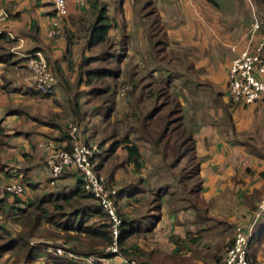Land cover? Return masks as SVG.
<instances>
[{
  "label": "crops",
  "instance_id": "crops-1",
  "mask_svg": "<svg viewBox=\"0 0 264 264\" xmlns=\"http://www.w3.org/2000/svg\"><path fill=\"white\" fill-rule=\"evenodd\" d=\"M0 3L10 13L2 25L15 36L0 39V235L10 231L20 245L17 233L26 228L28 211L46 208L47 217L26 238L42 243L34 245L29 264H67L70 258L55 248L69 246L78 256L104 247L97 235L65 229L77 226L82 212L94 210L90 202L84 210L75 204L74 214L60 208L62 197L81 185L76 170L66 168L50 184L45 160L70 147L68 122L81 127L82 139L104 148L95 170L117 187L123 255L109 264H218L238 225L251 229L253 264H264V210L255 219L264 200V104L232 105L225 92L229 64L247 44L254 14L264 24V0H86L84 6L67 0L63 18L55 15L52 0ZM101 6L106 42L90 31ZM157 21L161 29L154 28V38L165 35L158 43L148 37ZM54 26L63 31L55 38L49 34ZM33 51L42 52L55 75L51 95L32 86L25 56ZM173 53L185 67L181 73L171 65ZM104 61L99 80L110 83L109 90L94 76ZM120 79L133 84V102L123 108L113 91ZM179 81L193 85L184 87L185 96L178 91L174 96L193 134L198 169L196 175L174 178V188L175 182L155 181L152 162L162 156L127 120L134 101L150 96L154 84ZM127 142L138 146L139 168L128 161ZM16 183L24 186L20 195L3 191ZM95 223L84 227L99 229L104 221ZM65 230L74 236L63 238ZM10 255L7 250L0 255V264H12Z\"/></svg>",
  "mask_w": 264,
  "mask_h": 264
},
{
  "label": "built area",
  "instance_id": "built-area-1",
  "mask_svg": "<svg viewBox=\"0 0 264 264\" xmlns=\"http://www.w3.org/2000/svg\"><path fill=\"white\" fill-rule=\"evenodd\" d=\"M78 5H86V0H74ZM55 15L59 18L68 15L67 0H52ZM10 16L7 8L0 3V34L9 38L15 36L5 28L2 23L8 21ZM63 31L59 26L49 30L52 37L61 35ZM258 36L253 42V37ZM26 67L32 78L33 88L42 95H51L56 89V78L44 55L40 51L26 54ZM264 27L255 18L249 31L247 44L232 59L227 70L226 96L232 105L264 104ZM132 85L125 82L118 90L120 97L128 101ZM70 147L68 149L55 150L45 160V165L50 174V184L62 175L66 168L73 167L80 177L83 190L97 204L106 215L109 226L111 242L104 249L108 255L89 254L75 256L66 252L70 257H77L80 264H109L111 257H122L119 250V237L122 220L119 213L116 189L112 188L108 180L95 170L97 163L102 158L101 146L90 143L81 138L80 126L70 122L67 124ZM23 184H9L2 186L4 192L12 195H20L23 192ZM255 219L264 210V200L258 204ZM251 229L245 230L242 226H236L233 232L232 243L227 246L223 258L218 264H248L247 253ZM55 253L62 254L64 250L55 248ZM111 253V255H109ZM133 263V260H129Z\"/></svg>",
  "mask_w": 264,
  "mask_h": 264
},
{
  "label": "trees",
  "instance_id": "trees-1",
  "mask_svg": "<svg viewBox=\"0 0 264 264\" xmlns=\"http://www.w3.org/2000/svg\"><path fill=\"white\" fill-rule=\"evenodd\" d=\"M209 2L213 3V0H208ZM97 3L94 2L93 6H96ZM99 17L98 20H96L95 25L90 28V31L92 32V35L96 37L98 42H106V32H107V26L104 21L106 20L105 14H104V8L99 7ZM154 28L156 30L161 29V26L159 25L157 21V25L155 27H150L148 30V37L150 41L156 40L157 43L159 41H163L165 39V35L161 34L160 37L154 38L153 32ZM160 32V31H159ZM4 39V35L0 34V39ZM155 41V42H156ZM108 44V43H107ZM105 63L102 64V68L99 70V73L94 75L98 76V80L101 79V73L106 71L107 68V61H104ZM53 72V71H52ZM55 76V75H54ZM162 83V82H161ZM160 84V83H159ZM157 84L154 86V89H152L151 95L147 96V99H150V97L153 98V105L150 107H147L144 104V99H139L134 101L133 104V112L131 114V121L134 123L135 126L132 128L139 133V139L147 143L152 150H154L156 153H162V157L166 158L169 155L172 157L171 166H176L183 158H189V161L194 160L195 162V173L197 174V159L195 155V144L193 139V134L190 129L187 128L184 122V116L182 113V105L180 104L177 97L172 94V92L167 89H169L168 82H164V84ZM98 85H103L104 89L109 90L110 89V83L103 82L102 80L98 81ZM132 89H133V84ZM132 91L130 92V99L132 96ZM165 96V100L161 103L159 102L160 98ZM129 99V100H130ZM128 100V101H129ZM78 125V124H77ZM126 150H127V158L128 161L133 163L135 168H139L140 166V153L138 146L135 143L127 142L126 144ZM197 180V179H196ZM81 182V181H80ZM199 182V179L197 181V184ZM197 184L195 185V188L197 187ZM89 199H92L88 194H86L83 190L82 184L79 185L76 190L70 194H67L62 197L61 201H63V205L60 206L61 210H63L65 207H70L75 209L74 205H78L82 207L81 210H84L86 208L87 201ZM189 201L191 202L192 200ZM37 212H36V210ZM47 209L43 208L42 206H34L28 211V218L29 222L25 224L24 230L17 233V238L22 239L23 245L21 246L22 254L24 255V258H28L31 255V251L35 249V246H29L26 248V246L30 245L26 238L29 236L31 237L33 234H35L36 230L39 229V225L41 221L47 217ZM73 214L75 213L72 212ZM72 213L69 214V216H72ZM94 214H101L105 217L104 223H102L99 226V229L90 230L84 227V224L92 218V215ZM120 217L122 220L121 224V232L119 237V250L122 251V238H123V218L120 213ZM49 219V216H48ZM65 229H74L75 231H83L86 235H97L98 239L103 242L104 247H106L111 242L110 232H109V226L106 220V215H104V212L93 210L91 213H85L82 212L80 216V221L77 223V226L75 227H65ZM7 233V232H6ZM9 236L8 240L5 241L3 244H0V250L6 251L11 250L14 247H17L14 243V239H11V233L7 234ZM232 243V241H231ZM230 243V244H231ZM229 244V245H230ZM228 245V246H229ZM14 246V247H13ZM18 248V247H17ZM26 251V253L24 252ZM68 251H71L72 253H80L77 252L75 249H69ZM84 254L79 256H85L89 254H96L99 256L102 255H108V252L104 251V248L101 251L91 250V251H84ZM111 255V253H109ZM247 261L248 264H253L251 258L249 257V252L247 253ZM67 264H75L70 260L67 262Z\"/></svg>",
  "mask_w": 264,
  "mask_h": 264
},
{
  "label": "rangeland",
  "instance_id": "rangeland-1",
  "mask_svg": "<svg viewBox=\"0 0 264 264\" xmlns=\"http://www.w3.org/2000/svg\"><path fill=\"white\" fill-rule=\"evenodd\" d=\"M223 4H224V2H223ZM255 18H257V15L254 14L253 19H252V22H253V20ZM257 19L259 20V18H257ZM251 26H252V24H251ZM260 26L262 27V26H264V24L262 25V23H260ZM177 55H178V53H173V54H171L169 56V58L171 60H173L171 62L172 67L175 70H177L178 73H181L185 69V67L182 66L183 64L181 62H178L177 58L179 56L177 57ZM146 77H147V79H146L145 82H147L149 80V78H150V76L148 75V73H147V76ZM122 81H123L122 79H120V81H117L115 83V87L113 88V91L115 92V96L118 97L119 100L122 102V105H120L121 108H123L124 106H127L126 104L129 105V104H131V102H133L132 99H130L129 101H126V100H124V98H122V97L119 96L118 90L125 83V82H122ZM179 82H175V83L172 82L173 84H169V89H167V90L168 91L170 90L172 92V94H174V92L178 91L180 93H183L184 96H185V94H188V92L186 93V91H183V90L184 89L187 90V88H189L187 86L192 87L193 85L192 84H186V83H183V82H180L179 83ZM157 84H159V83H156L154 85H157ZM160 84L163 85L164 82H162ZM184 87H187V88H184ZM164 100H165V96L163 95V97L160 98L159 102L162 103ZM144 104L147 107L152 106L153 105V99H147V98H145ZM121 108H118L119 112H122V109ZM117 116H120L121 117V114L117 113ZM127 121H130V122H128L129 124L132 123V127L135 126L134 123L131 120H127ZM68 123H70V122H68ZM185 125H186V123H185ZM80 129H81V127H80ZM101 149H102V152H103L102 153V158H103L105 156V152H104V148L103 147H101ZM159 152L160 153L159 154L157 153L156 155L161 156L162 153H161V151H159ZM171 160H172V157L169 155L166 158H163L162 157V160L158 159V160H154V162H152V169L154 170V174H156V176H157V177L154 178L156 182H159V183L160 182H170V183H173V182H175L174 178H178L181 174H191V175H193L195 173V162H194V160L189 161V158H186L185 157L175 167H172L170 165ZM99 174L101 176H103L104 178H106L101 173H99ZM193 181H194V183L196 185L197 184L196 178H194ZM172 185H173L174 188L177 187L176 182L173 183ZM110 186L112 188H114V189L117 190V187H116L115 184H114L115 187L113 185H111V184H110ZM152 197H155V194H153V195L150 194V198H152ZM87 202H90L93 205V209L94 210L101 211L98 208L96 202L93 199H89ZM98 220L104 221L105 220V217L102 216L101 214H94V215H92V218L90 220H88L84 225L85 226H89V227L91 225L92 226H96V223L95 222L98 221ZM10 233H11L10 231H3L2 232V235H0V244H3L5 241L8 240L9 236L7 234H10ZM70 236H74V235H71V233L70 232H67L66 230L63 232V238H70ZM37 242H43V239L42 240H38ZM61 242H63V241H61ZM14 243H15V245L19 246V243L16 244L15 241H14ZM52 243H57V242L53 241ZM23 244L24 243H20V245H23ZM32 244L33 245H38V244L41 245L42 243L33 242ZM29 246H32V245L30 244V245L26 246V248H28ZM103 248L105 249L106 247H103ZM69 249H70L69 246H64V253H65V255H67V257L70 258V260H73L76 263L80 264V261L77 259V257H70L66 253V252H69L68 251ZM7 251H10V254H11L10 256L13 257V259H14L12 261V264H24V263L29 264L30 260H26L27 258H24V255L22 254V250H20L19 248L14 247L11 250H7ZM4 252L5 251H1L0 250V255H2ZM24 252L26 253V251H24ZM64 253H63V255H64ZM120 253H121V255H123L122 254V251H120ZM75 256H77V255H75ZM130 264H134V263L131 262Z\"/></svg>",
  "mask_w": 264,
  "mask_h": 264
}]
</instances>
